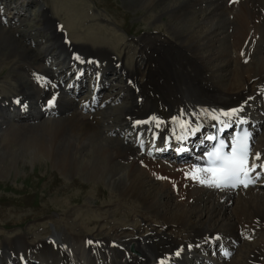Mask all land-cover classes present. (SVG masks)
I'll return each instance as SVG.
<instances>
[{
  "label": "bare ground",
  "instance_id": "1",
  "mask_svg": "<svg viewBox=\"0 0 264 264\" xmlns=\"http://www.w3.org/2000/svg\"><path fill=\"white\" fill-rule=\"evenodd\" d=\"M31 1L15 0L17 5L8 8L0 0V51L14 59L16 71L14 92L7 97L2 89L6 91L0 99V126H4L0 142L7 134L22 135L31 125L52 119L44 127L48 133L56 130L62 141L58 147L39 143L41 152L72 171L78 163L73 156L90 147L82 153L80 172L104 178L121 200L130 201L138 225H104L100 237L92 231L70 233L67 227L50 236L0 235V264H23L28 259L35 264H160L161 260L199 264L205 256L201 246L217 238L231 251L228 260L216 256L217 264H264V188L259 183L235 192L217 189L186 176L191 163L145 153L156 139L181 135L173 117L192 121L189 129L202 125L206 135L221 110L243 106L232 120L241 118L259 128L251 161L259 153L258 169L264 164V0H169L163 5L164 0H133L138 7L152 9L147 18L154 21L167 14L170 20L165 34L155 25L154 35L147 34L132 46L123 42L115 27L102 28L98 23L88 26L92 32L77 35L74 30L81 19L92 16L86 0L41 3L42 30L51 33L42 47L41 63L35 61L36 50L24 46L12 32L19 18L24 20ZM202 4L207 5L205 11L196 16ZM226 14L231 17L224 18ZM54 17L60 18L63 33ZM99 30L104 35L94 37ZM53 66L59 71H52ZM70 66L79 70L77 75L88 67L98 77L97 86H112L115 93L92 94L104 108L82 112L81 100L64 96L61 81L73 77L67 72ZM106 70L117 74L113 81L120 87L106 77ZM53 96L57 116L41 119ZM27 106L31 114H22ZM7 150L3 143L0 160ZM90 225L89 219L80 224L83 229Z\"/></svg>",
  "mask_w": 264,
  "mask_h": 264
},
{
  "label": "rangeland",
  "instance_id": "2",
  "mask_svg": "<svg viewBox=\"0 0 264 264\" xmlns=\"http://www.w3.org/2000/svg\"><path fill=\"white\" fill-rule=\"evenodd\" d=\"M10 1L7 0V6H14L15 0H12V3ZM86 2L91 7L92 16L90 14L87 18H82V24L80 23V26L74 30L82 37L85 31L92 32L91 28L87 29L88 26L98 23L102 28H104L103 25L115 27L123 42L130 43L132 46L145 35H154L155 25L165 34V28H167L165 23L170 20L167 14L159 16L154 21L151 19L152 16L147 18L151 15L152 9L138 7L133 0H86ZM168 2L169 0H164L161 5ZM41 3L50 6L52 0H33L28 3L25 7L27 10L24 13L25 19H20L21 24L16 26L15 31L12 30L20 43L36 50L34 54H36L37 63H41L42 47L45 48L44 44L49 42L48 39L51 36L49 30L48 32L42 30L44 18ZM198 7L200 11L196 10V16L203 13L207 5L202 4ZM228 16L231 17L230 14H226L224 18L229 19ZM54 21L58 22L60 32L63 33L60 18L54 17ZM203 29L205 30L202 28L201 31ZM64 33L68 35L65 28ZM100 33L101 30L93 35L94 37L104 35ZM78 41L83 42L82 39ZM132 51L134 52L133 49ZM7 54V51H0V99L3 91L7 90L3 94H7L8 97L9 91H13L12 87L16 85L13 80V76L16 75L13 69L14 59L7 58ZM117 55L119 54L116 52L115 57L118 58ZM113 83L119 87L121 85L118 81ZM3 88L6 90L2 91ZM110 88V91H113L112 87ZM51 122L52 119L40 121L37 126L31 125L34 127L28 129L30 131L22 130V135L7 134L3 140V143L8 145V154L3 155L0 160V235L7 237L15 232H22L28 234L30 238L38 235L50 236V234L54 235L57 229L67 227L70 233L85 235L92 231L93 234H97L95 237H100L104 235L105 230L101 228L104 225H138V219L134 216V208L131 207L130 201L121 200L118 193H115L117 190L112 189L104 178L97 179L80 172L79 168L85 161L82 153L90 147L86 146L73 156L74 164L77 161L78 163L72 171L69 167L63 169L58 160L49 159L41 152V147H37L39 143L50 144L49 146L54 144L58 147L62 141H59L60 136L55 135L56 130L48 133L44 127L50 126ZM2 128L4 126H0V129ZM3 143L0 142V146ZM91 157L93 158V154ZM86 219L91 220L92 225L83 229L80 224ZM99 227L102 230L96 233Z\"/></svg>",
  "mask_w": 264,
  "mask_h": 264
},
{
  "label": "snow or ice",
  "instance_id": "3",
  "mask_svg": "<svg viewBox=\"0 0 264 264\" xmlns=\"http://www.w3.org/2000/svg\"><path fill=\"white\" fill-rule=\"evenodd\" d=\"M231 2V0H230ZM39 80L40 78L37 77ZM56 97L53 96L52 99L48 101V105L51 106L55 101ZM19 103L17 99L15 101ZM242 107L232 108L230 110L224 111L221 110L218 116L213 117L218 123L222 124V127L219 128V132H224L225 130L233 127L234 125L242 126L247 121L243 119L234 120L230 123L225 122L221 117L232 120L233 117H236L237 113L242 111ZM155 120V117L151 118ZM173 122L177 123L178 127L181 129V135L176 137L177 140L184 141L189 138V136L196 135L202 125H197L189 129V125L192 121H186L181 118L177 121L176 117H173ZM148 123V121H136V124ZM159 126V121H157V127ZM249 136L250 134L247 130H242L240 133H237L231 138V143L229 145L230 151H225L226 140L220 139L216 135H208L204 139L208 141L216 142V146L209 152H206L207 156V165L205 167L193 166L191 172H186L185 175H190L193 180H198L200 184H207L216 188H235L238 185L247 187L249 184L254 183L252 173H255L256 176L261 175L264 172V164H260L259 167L261 172H255L258 167L256 160L260 158V154L257 153L255 159L250 163L249 161ZM91 243V241H89ZM191 247V245H189ZM180 252L177 251L176 255H179ZM224 255H228L227 252ZM160 264H164V261L161 260Z\"/></svg>",
  "mask_w": 264,
  "mask_h": 264
}]
</instances>
